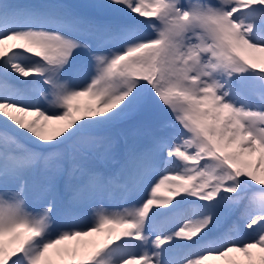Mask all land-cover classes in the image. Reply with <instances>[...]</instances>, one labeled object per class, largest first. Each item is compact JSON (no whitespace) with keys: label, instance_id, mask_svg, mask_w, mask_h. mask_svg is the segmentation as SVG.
I'll list each match as a JSON object with an SVG mask.
<instances>
[{"label":"snow or ice","instance_id":"snow-or-ice-1","mask_svg":"<svg viewBox=\"0 0 264 264\" xmlns=\"http://www.w3.org/2000/svg\"><path fill=\"white\" fill-rule=\"evenodd\" d=\"M0 264H264V0H0Z\"/></svg>","mask_w":264,"mask_h":264},{"label":"trees","instance_id":"trees-1","mask_svg":"<svg viewBox=\"0 0 264 264\" xmlns=\"http://www.w3.org/2000/svg\"><path fill=\"white\" fill-rule=\"evenodd\" d=\"M45 1L46 0H7V2H9V3L14 4V5H19V6H31V5L43 4V3H45ZM59 1L60 2H71V3H75V4H79V5H82L81 3H84L83 5H87L88 3H86V1L91 2L92 0H85V2L84 1L78 2L79 0H77L76 2H73L71 0H59ZM101 2H103V0H101ZM83 11L89 12L88 10L86 11L85 9H83ZM147 121L149 123L152 121V119L147 117ZM249 195H253V193H249ZM246 232H247V229H243L242 232H240V235L244 236ZM249 234L250 235H258V233L254 234L251 232H249Z\"/></svg>","mask_w":264,"mask_h":264},{"label":"rangeland","instance_id":"rangeland-1","mask_svg":"<svg viewBox=\"0 0 264 264\" xmlns=\"http://www.w3.org/2000/svg\"><path fill=\"white\" fill-rule=\"evenodd\" d=\"M71 1L76 2L77 0H71ZM82 1L85 2V0H79L78 2H82ZM98 2H101V0H92L91 2L86 1V3H88L87 5H89V4H93V3H98ZM45 3H57V1H56V0H46ZM81 4L83 5L84 3H81ZM84 9H85L86 11H87V10H88V11H92L91 9H88V8H86V7H85ZM147 117H148V118H151V119L154 118L153 115H152L151 113H144L141 117H139V119H140L141 121H143L144 123H147ZM256 187H259V186H256ZM116 208H117V205H115V204H113V205L110 206V210H116ZM249 232H250V230H247V232H246L245 234L250 235ZM243 234H244V233H243Z\"/></svg>","mask_w":264,"mask_h":264}]
</instances>
